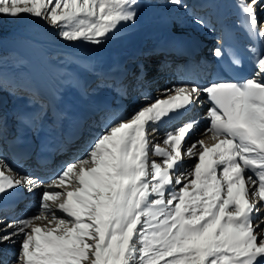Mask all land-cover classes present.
Masks as SVG:
<instances>
[{
    "label": "snow or ice",
    "instance_id": "1",
    "mask_svg": "<svg viewBox=\"0 0 264 264\" xmlns=\"http://www.w3.org/2000/svg\"><path fill=\"white\" fill-rule=\"evenodd\" d=\"M137 7L138 0H0V15H29L63 41L101 45L122 22L135 21ZM240 7L241 27L264 42L257 16L264 0ZM167 93L129 119H113L46 187L0 160V193L40 191L35 215L0 228V243L19 240L12 264H264V51L250 77ZM201 95L211 105L204 135L214 142L184 149L199 123L189 121L166 134L167 147L153 145L158 124L201 103ZM185 156L198 161L176 176Z\"/></svg>",
    "mask_w": 264,
    "mask_h": 264
},
{
    "label": "bare ground",
    "instance_id": "2",
    "mask_svg": "<svg viewBox=\"0 0 264 264\" xmlns=\"http://www.w3.org/2000/svg\"><path fill=\"white\" fill-rule=\"evenodd\" d=\"M195 1L201 3L203 0H181L180 5L173 4L171 0H147V3L138 4V7L136 8L137 15L135 21L122 22V24L119 26L118 30L114 35H127L126 37L119 40L120 42L114 41L112 42V44H109L104 47H95L94 45L88 46V49L85 52L88 53L89 58L86 61L87 63L92 64V66L87 65L85 69H81L80 71L75 72L73 71V69H61V66L57 65L58 69L61 71L57 70L58 72L56 73H54L55 71L52 72L51 77L53 78H51V80L53 81V83L56 84L54 87L57 88L58 92L56 93L54 100H51L49 103L46 101V98L44 97L40 89H38L35 83V88H33V86L31 87V85H29L28 87H21L19 86V84L8 83V86H6L8 88L6 90L10 91L12 87H15L16 89L20 88L22 90H26L28 94H25L24 97L26 96V98H31L32 100H39L38 102H41V106H39L41 107V109H39V111H44L45 109L48 111V113L46 114L47 117L45 116L46 118L44 117V121L40 122L41 120H39L38 118V110L33 114L32 111H29L31 110V108H28V111L30 113L27 112V109H25V113H22L19 110L20 107L16 109H10V107L6 108V101L4 106L0 104V116H2L0 120H3L0 126V131H5V129L8 128V125L14 127L16 126L15 124H17L18 128L20 129L19 134L26 133V129L24 127L29 130L31 128H36L39 130L42 124L55 126L59 122L58 118L66 115V109L69 108L67 101H71L72 98V96L69 94L70 92H68L66 88H68V86L71 90L77 88V84L74 83L73 80L74 76H77L78 83H85V87L83 90L84 95L81 98L83 99L84 103L82 108L83 110H85V112L77 119L79 120L78 123H82V125H79V129H77V131H79V133L84 138H80L77 142L71 145L58 148V150L56 151L58 155L56 154V156H59L60 158L58 159H62V162L58 165H54L48 173L39 178V180L43 182V186L46 187L50 183V181L57 176L56 174H58V171H60L64 165L74 161L75 159L84 157L90 145L100 134H102L105 126L108 125L113 119L118 117H123L125 119L131 118L132 114L135 111L139 110L141 107H143V105L148 104L150 100L155 99L162 92L166 91L165 89L149 87L145 89V98L143 101L127 103V105L124 107L126 111L125 113L119 114L115 117H113V115L105 116L107 108H113V104L116 103L117 99L113 96L112 93H109L110 90L106 85H104L105 83L102 81L103 76L101 72L95 69L97 67L96 63L99 62L98 60L100 58H105V56L111 57L115 55H120L122 53V55L127 58V61L124 63V65L128 66L129 71L137 75L138 72L136 68L138 67L137 65L140 64V57L144 60L147 58V54L143 52L137 56L133 55L132 57V54L129 51L132 49V47H139V40L143 39L144 42L141 43L140 47L144 48V46L147 45L146 42L149 43V41L151 40V36L155 32L160 33L163 36L170 35V43H174L177 41V38H172L174 37V35L172 34L173 32L176 33L178 31H195L196 33L194 35H197L198 31L202 32L201 27H198V25H200V22H196L194 20L190 21L189 19H201L200 17H198V14H201L202 11L206 10L202 9V6L194 5ZM150 6L153 7L150 8ZM257 9H259V7ZM257 15L261 22H263L264 24V11H259ZM130 32L132 34H130ZM112 37L113 36H111L110 38ZM207 41V44L209 45L212 43L213 39L208 38ZM118 49L121 50L119 51ZM44 66L45 65H43V68ZM33 72H35L34 68ZM65 78L66 80H64ZM148 81H150V79L143 78L142 80H140L138 78V84L140 87H142L143 83ZM73 84L74 87H71V85ZM175 84L178 85V83L176 82L174 83V85ZM162 88L171 89L169 88V86ZM62 90L64 93H62ZM29 94L33 95L29 96ZM65 97L68 99H66ZM13 98L14 97H12V99ZM95 99L97 101L99 99L100 101L96 102L94 101ZM20 101L24 103V106H27L32 102L24 101V98L21 97ZM51 103L52 106L49 105ZM131 109L134 110L132 112H129ZM15 118L22 119L25 125L17 123ZM179 126L180 122H173V124H170L166 129L159 126L158 130L150 135V140L152 141L153 145L159 143L161 147H167L166 145H163V139L166 137L167 134L166 131L174 132L179 128ZM207 126L208 120L201 122L200 125H198L186 138L183 148L186 149L187 147H191L193 143L200 139H204L206 144L211 145L214 142L209 139L211 134L209 133L208 136L204 135ZM2 145L5 144L3 143V139L1 137L0 132V147ZM150 158L158 163L162 162L161 158L158 156H151ZM194 158L196 159V161H194L193 163ZM64 159L66 160L64 161ZM197 161L198 157H193L189 159L187 156H185L182 162V166L179 168L178 172L175 173V175L180 176L181 174L191 171ZM21 187L24 188L26 186H19L15 189L6 190V193H0V216L2 217L3 215L4 217V214H8L7 219H3V217H0V222L4 223L3 225L11 224L20 219L28 218L31 214L37 213L38 204L33 201H29V204L21 211H17V205L13 207L9 204H6V202L8 201L16 199L15 194H17V191ZM179 187V185L176 186V189L179 190ZM39 192V189L31 191L29 193V198H34V196L39 195ZM15 204L16 202L14 203V205ZM35 206L37 209H35ZM261 212H264V208L261 209ZM8 230L11 231L12 229ZM18 251L19 240H16L15 243H0V261H2L3 264H9L8 260L10 257V264H12V261L15 259Z\"/></svg>",
    "mask_w": 264,
    "mask_h": 264
},
{
    "label": "rangeland",
    "instance_id": "3",
    "mask_svg": "<svg viewBox=\"0 0 264 264\" xmlns=\"http://www.w3.org/2000/svg\"><path fill=\"white\" fill-rule=\"evenodd\" d=\"M138 1L143 3L142 0ZM151 7L153 6H150V8ZM4 17L5 19L3 20ZM0 22L7 23L8 28L10 27L7 30H0V33H4L7 42L9 43V45H11V51L0 57V104L4 106L6 101V108L10 107V109H16L20 107L19 110L22 113H25V109H27L28 112V108L32 107V103L24 106V103L20 101V97L24 98V101H28V99H30L26 98V96L24 97L25 94H28L26 90H22L20 88L16 89L15 87H12L14 89L11 88V90L8 91L6 90L8 88L6 87L8 86V83L19 84V86L21 87H28L29 85H31V87L33 86V88H35L37 85L38 89H40V91L46 98V101L49 103L51 100H54L56 93L58 92L57 88L54 87L56 84L51 80V78H53L51 77V73L54 71V73L58 72L57 70H59V65L61 66V69L73 68L77 72L81 69H85L87 65L92 66V64L87 63L86 60L89 58V55L85 52L88 49V46L92 44H89L87 42H66L59 39L57 36L58 29L53 28L48 24L47 21H41L29 15H24L19 19H12L0 15ZM15 27H17L16 30ZM130 34L132 33L130 32ZM126 36L127 35L113 36L103 44L94 46L104 47L112 44V42L114 41L120 42L119 40ZM51 43L53 44V46L50 45ZM43 65H45L44 68ZM33 68L36 73L33 72ZM32 95L33 94H29V96ZM12 97L14 98L12 99ZM47 113L48 111L46 109L44 111H39L38 118L39 120H41V122L44 121V119L47 117ZM15 120L17 123L25 125L22 119L15 118ZM2 121L3 120H1L0 126L2 124ZM194 161H196L195 158L193 159V163ZM60 171H58V174ZM38 194L39 195L34 196V198H31L30 201H33L39 205L40 192ZM35 209H37L36 206ZM35 214H31L30 216H33ZM3 219H7V217L4 216ZM3 224L4 223L0 222V228L6 226V224ZM10 259L11 258L9 257V264Z\"/></svg>",
    "mask_w": 264,
    "mask_h": 264
},
{
    "label": "trees",
    "instance_id": "4",
    "mask_svg": "<svg viewBox=\"0 0 264 264\" xmlns=\"http://www.w3.org/2000/svg\"><path fill=\"white\" fill-rule=\"evenodd\" d=\"M4 19H5V17L3 18V20ZM1 27H7V28H1ZM9 28H8L7 23H1L0 22V30H3V29L7 30ZM16 28L17 27H15V30H16ZM9 51H11V45H9V43L7 42L4 33H0V57L3 56L4 54L8 53Z\"/></svg>",
    "mask_w": 264,
    "mask_h": 264
}]
</instances>
